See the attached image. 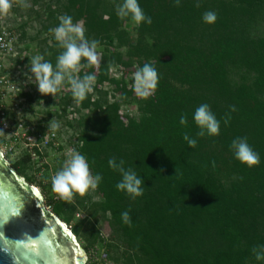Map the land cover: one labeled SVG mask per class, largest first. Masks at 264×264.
<instances>
[{"label":"trees","instance_id":"16d2710c","mask_svg":"<svg viewBox=\"0 0 264 264\" xmlns=\"http://www.w3.org/2000/svg\"><path fill=\"white\" fill-rule=\"evenodd\" d=\"M122 2L54 0L44 21L38 12L47 31L61 16L83 21L85 37L101 49L97 67L84 66L82 58L73 74H94L92 92L81 101L70 91L60 98L57 114L66 116L67 105L79 102L78 150L91 174L102 177L101 200L87 205L80 199L86 216L73 232L94 245L100 239L96 226L105 216L109 246L123 264H264L253 251L264 245V0H138L151 18L140 25L117 16ZM207 11L216 13L214 23L203 22ZM127 24L134 25V39ZM27 25L20 26L21 39ZM50 40L47 52L55 65L62 49L54 36ZM145 63L156 68L158 81L143 98L136 96L132 77L111 75L113 67L131 74ZM50 97L44 94L48 106ZM204 103L220 121L218 135H198L192 114ZM133 104L144 109L138 117L121 114ZM237 137L247 140L259 164L249 167L234 158L230 145ZM30 158L13 164L23 177ZM112 158L143 178L142 195L117 190L121 174L109 166ZM51 203L69 224L75 208ZM123 212L130 222H124Z\"/></svg>","mask_w":264,"mask_h":264},{"label":"rangeland","instance_id":"374dc122","mask_svg":"<svg viewBox=\"0 0 264 264\" xmlns=\"http://www.w3.org/2000/svg\"><path fill=\"white\" fill-rule=\"evenodd\" d=\"M52 1L54 0H11L12 7L8 13L6 15H0L1 21H4L5 24L20 35L22 32L20 26L24 22L28 23L26 29L27 35L24 39H21L20 49V55L25 58L24 73H22L24 76L21 81L18 80L20 83L19 91L17 93L15 91V93H11V98L9 97L4 104L3 109L7 113L8 120H5L6 125L0 120V141L3 142L0 144V148L5 158L11 164L22 161L27 155L31 156L30 161L23 168L24 178L30 184L34 182V186L44 194L45 205L51 211H53L51 205L53 200L56 202L64 201L65 210L75 208L73 217L68 224L70 229L73 230L86 216V209H83L78 204L80 199L83 198L88 205L90 202H99L101 200V194L97 188L95 190L89 189L83 196L79 193H74L72 201L69 203L61 199L58 193L52 191L51 177L55 175L58 164L60 162L64 163L67 159L66 154L72 145H75L76 136L80 132L74 127L76 122L70 121L68 115L62 117L57 115L61 110L59 107L60 98L70 92L69 90L65 91L66 86L69 87L70 84L61 85L55 98L51 95V103L48 106L44 99V94L38 91L35 81L29 76V58L40 55L50 62L51 54L47 52V48L51 46L50 38L54 35L51 30L47 31L43 28V21L47 17V7L54 4ZM38 12L42 15L43 21L38 19ZM79 23L83 25V21ZM133 27L134 25L131 24L126 25V28L131 32L130 34L134 39L136 34L132 31ZM32 38H35V40L32 41ZM46 39L49 40L46 41ZM96 50L98 52L97 67L101 60L99 51L101 49L97 47ZM129 71H131V74H127L128 71L121 66L113 67L111 69V75L116 78H121L125 75L127 76L126 79H130L131 77L133 78L137 69L132 68ZM11 73L12 76L15 75L13 72ZM107 90L112 92L113 88L108 86ZM26 93L32 95L33 99L30 100L26 97ZM136 96L139 98L144 97L139 95L137 91ZM117 97L119 98V96ZM70 105L74 108H79L78 103L71 102L67 107L69 108ZM142 110H144L142 107L133 104L123 107L122 113L138 117ZM83 112L86 113L85 111ZM51 125H57L58 127L53 130ZM52 132L57 134V138L46 147H43L45 146L47 136ZM38 148H42V150L41 152L38 150L37 154L35 149ZM64 217V214H60V218L64 219ZM96 227L99 230L100 239L94 245H89L82 237V233L78 236L76 235L79 243L87 253L88 260L86 264H123L114 259L116 258V253L109 246L111 232L105 216L100 218V223Z\"/></svg>","mask_w":264,"mask_h":264},{"label":"clouds","instance_id":"9594fccd","mask_svg":"<svg viewBox=\"0 0 264 264\" xmlns=\"http://www.w3.org/2000/svg\"><path fill=\"white\" fill-rule=\"evenodd\" d=\"M175 2L179 4L180 0H175ZM11 7V0H0V15H6ZM116 14L121 19L130 17L136 25L151 23V18L144 13L138 0H123L117 6ZM216 19L217 16L214 11H207L202 16L203 22L208 24L214 23ZM59 20V24L51 29L55 41L62 49L56 57L55 65L40 55L33 56L29 58V76L35 81L40 93L51 94L54 98L61 85L67 82L70 84L73 98L82 101L93 90L96 76L85 74L83 77L77 78L73 73L79 71L82 58L86 61L84 65L86 67L97 63L96 46L98 42H90L84 35L83 25L73 23L71 16H61ZM133 80L137 93L141 96H148L150 90L155 89L157 85V70L153 65L145 63L134 73ZM192 119L199 128V136L219 134L220 121L207 103L201 104L195 109ZM180 123L185 124L186 118L182 116ZM56 127L58 126L51 125L53 130ZM183 139L187 141L189 146L196 144V140L187 134L184 135ZM230 149L236 160L249 167L260 163L259 155L244 138L233 139ZM66 155L67 159L62 167L51 177V186L53 192L58 193L61 199L70 203L74 193L83 196L89 189L95 190L102 177L99 174L95 176L91 174L89 163L81 153L70 149ZM108 164L121 174V179L116 184L117 190L124 191L133 198L143 194L141 187L144 184L143 178L132 169L125 168L123 160L117 163L116 159L112 158L109 159ZM121 215L125 223L130 222L128 212H123ZM253 251L257 261H264V245L257 246Z\"/></svg>","mask_w":264,"mask_h":264},{"label":"water","instance_id":"95a60500","mask_svg":"<svg viewBox=\"0 0 264 264\" xmlns=\"http://www.w3.org/2000/svg\"><path fill=\"white\" fill-rule=\"evenodd\" d=\"M0 148V264H86L76 234Z\"/></svg>","mask_w":264,"mask_h":264},{"label":"built area","instance_id":"2783aa9c","mask_svg":"<svg viewBox=\"0 0 264 264\" xmlns=\"http://www.w3.org/2000/svg\"><path fill=\"white\" fill-rule=\"evenodd\" d=\"M21 49V35L12 30L4 21H1L0 17V120L6 125L7 113L5 112L4 104L7 99L11 98V93H17L19 91L20 83L23 76V67H25L24 57L20 55ZM13 72L15 75H11ZM22 75L21 77H19ZM26 75V74H25ZM19 80V81H18ZM66 86L65 91H71V87ZM15 91V92H14ZM92 92V91H91ZM79 105V102H77ZM80 107V106H79ZM67 108V115L70 121H75L74 117H78V114L74 111L75 108L71 105ZM86 113L87 110H83ZM122 114V112H121ZM3 129V128H1ZM73 135V134H72ZM57 138V134L52 132L47 136L45 141V146L50 144ZM82 145V142L79 140V134L76 136V143L72 145L71 149L79 152L78 148ZM41 152L42 148L37 149V154Z\"/></svg>","mask_w":264,"mask_h":264},{"label":"flooded vegetation","instance_id":"af4514ba","mask_svg":"<svg viewBox=\"0 0 264 264\" xmlns=\"http://www.w3.org/2000/svg\"><path fill=\"white\" fill-rule=\"evenodd\" d=\"M12 165V167L18 172V170L13 166V164H11Z\"/></svg>","mask_w":264,"mask_h":264}]
</instances>
